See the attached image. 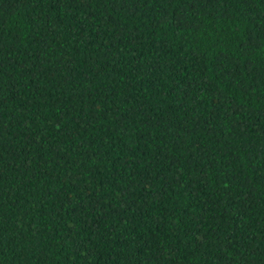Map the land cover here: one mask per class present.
<instances>
[{
    "label": "trees",
    "instance_id": "16d2710c",
    "mask_svg": "<svg viewBox=\"0 0 264 264\" xmlns=\"http://www.w3.org/2000/svg\"><path fill=\"white\" fill-rule=\"evenodd\" d=\"M0 264H264V0H0Z\"/></svg>",
    "mask_w": 264,
    "mask_h": 264
}]
</instances>
